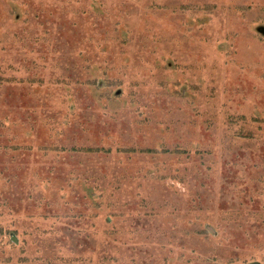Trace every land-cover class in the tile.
<instances>
[{"label": "rangeland", "instance_id": "374dc122", "mask_svg": "<svg viewBox=\"0 0 264 264\" xmlns=\"http://www.w3.org/2000/svg\"><path fill=\"white\" fill-rule=\"evenodd\" d=\"M264 264V0H0V264Z\"/></svg>", "mask_w": 264, "mask_h": 264}, {"label": "water", "instance_id": "95a60500", "mask_svg": "<svg viewBox=\"0 0 264 264\" xmlns=\"http://www.w3.org/2000/svg\"><path fill=\"white\" fill-rule=\"evenodd\" d=\"M247 264H257L256 262H251V263H247Z\"/></svg>", "mask_w": 264, "mask_h": 264}]
</instances>
